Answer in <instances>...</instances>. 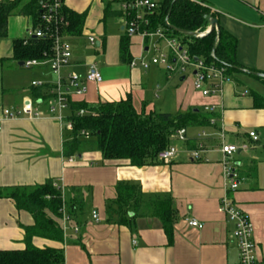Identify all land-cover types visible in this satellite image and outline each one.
<instances>
[{"label": "crops", "instance_id": "0c3cea01", "mask_svg": "<svg viewBox=\"0 0 264 264\" xmlns=\"http://www.w3.org/2000/svg\"><path fill=\"white\" fill-rule=\"evenodd\" d=\"M196 1L208 6L215 13L218 28L236 40L240 65V70L222 84L218 79L210 82V87L222 86L221 93L210 97L185 83L176 86L172 73L158 66L132 68V62L155 54L151 42L145 43L137 35L131 37V63L121 60L119 49V60L100 69L97 58L106 55L108 35L104 8L110 3L113 10L120 11V4L114 0H65V8L84 14L85 22L80 36L66 37L73 57L61 69V76H85L89 65L96 63L103 83H90L84 95L65 89L64 123L49 113L48 101L33 97L39 88L32 86L34 82L42 81L44 87L57 85L58 78L49 68H31L36 69V77L26 88H19L12 75L4 81L5 68L15 75L14 66L24 67L11 60L13 41H26L33 32L30 18L9 19L8 37L0 39V111L10 110L14 116L4 118L0 112V188L41 185L51 179L61 189L67 208L73 210L71 219L64 220L62 215L57 220L64 232L63 243L35 237L36 248L62 250L64 264H240L239 247L233 238L235 223L218 211L227 195L253 225L256 255L264 264V0ZM116 19L120 20L121 40L126 27L121 18ZM91 37L99 48L90 43ZM186 79L182 77L180 82ZM129 96L140 114L175 115L202 109L210 113V123L185 129L187 142L170 163L137 168L126 162L104 161L98 152L63 156V144L71 139L66 123L72 105L95 107ZM27 101L33 102L37 116L24 115ZM206 107L212 110L206 111ZM253 132L256 141L249 136ZM223 144L238 148L231 160L240 181L234 192L228 191L225 178ZM193 146L200 153L199 161L190 159ZM119 182L137 185L144 195L138 212L129 213L127 226L119 225L116 216L110 220L108 214ZM162 196L172 198L175 222L171 239L152 204ZM93 213H97V221ZM189 219L203 228L188 227ZM33 224L32 216L18 211L12 200L0 199V251L24 250V228Z\"/></svg>", "mask_w": 264, "mask_h": 264}, {"label": "trees", "instance_id": "16d2710c", "mask_svg": "<svg viewBox=\"0 0 264 264\" xmlns=\"http://www.w3.org/2000/svg\"><path fill=\"white\" fill-rule=\"evenodd\" d=\"M65 1V0H63ZM48 0H0V39L8 37V24L12 16L28 17L32 20L33 31L43 29L42 8ZM62 17L67 25H62L66 36H80L83 31L85 15L71 11L65 6ZM149 22L147 29L159 28L169 37L178 38L195 59L203 60L211 66L224 68L225 76L230 77L240 70L236 61V40L221 27L204 37H189L170 29L173 26L185 32L201 33L215 18V13L203 2L196 0H162L155 11H144ZM122 11H115L110 3L105 5L104 19L121 18ZM168 21V25L166 24ZM54 27V26H53ZM120 57L124 63H131V37L125 32L120 40ZM54 44L50 38H32L13 41L12 61L25 63L30 60H44L53 55ZM52 87H39L33 92L34 99L48 101L52 98ZM85 115L80 116L79 112ZM67 121L73 124L71 139L64 142L62 153L65 158L84 153L98 152L107 162H126L132 167H145L159 164L158 155L170 147L172 135L179 129L203 127L210 123V113L196 109L188 113L140 114L134 108L129 96L117 103H103L95 107L72 105ZM85 132L90 139L82 136ZM186 144V143H185ZM195 151L196 147H192ZM117 198L108 207L110 220L118 217L119 225H129V213H137L144 195L137 185L119 182L116 186ZM0 199L12 200L18 211L29 213L34 221L24 228V250L0 251V264H64L63 251L59 249H38L33 245L35 237L63 243L64 232L58 221L62 219L65 206L69 219L73 216L67 208L60 188L49 179L44 184L0 188ZM160 217L163 229L171 239L173 232L172 198L157 197L153 203ZM111 222V221H109Z\"/></svg>", "mask_w": 264, "mask_h": 264}, {"label": "built area", "instance_id": "2783aa9c", "mask_svg": "<svg viewBox=\"0 0 264 264\" xmlns=\"http://www.w3.org/2000/svg\"><path fill=\"white\" fill-rule=\"evenodd\" d=\"M44 3L42 8L45 10L41 17L42 23L46 26L43 29L33 31L30 35L32 38H50L54 44L53 55L44 60H30L24 63V67L29 69L34 67H47L51 69L58 78L57 85L51 89L52 98L48 100L49 113L56 116L58 121L64 123V118L61 112L67 107V92L72 90L76 95H84L88 91V85L94 83L100 85L103 83V75L96 63L89 65L85 76H80L76 73L68 74L65 78L61 76V69L70 64L73 57L71 45L66 41V36L62 31V25H67L62 17V10L64 7L63 0H48ZM120 4V10L123 13L121 20L125 24L126 33L130 36H140L145 43L151 42V49L156 53H160L159 44L165 43L168 48V55L162 53L161 58H146L141 57L138 63L132 62L130 66L135 68L140 66L144 70H148L151 66H166L168 73H184L188 67L194 68L195 80L193 83L194 89L202 94L204 97H210L216 93L222 92L221 84L227 79L225 76V69L218 68L207 64L203 60L196 62L189 54L188 49L178 38L169 37L163 33L159 28L155 31L147 29L149 22L144 18V11H155L159 8L157 0H114ZM168 25V22H166ZM54 26V27H53ZM210 31V26L201 33H197L198 37H204ZM92 45L96 43L93 37L90 38ZM100 44H98V48ZM214 79L220 80V85L213 84L210 87V82ZM33 87H44L42 83H33ZM65 89H67L65 91ZM206 111L212 110L206 107ZM1 115L4 118L13 117L14 114L10 110H1ZM24 115L32 118L37 116L34 111V104L32 101H27L23 106ZM80 116L85 115L84 111L79 112ZM66 129L73 130L71 122L66 123ZM2 127L0 125V131ZM224 128L222 132H224ZM224 135V133H222ZM84 139H90L89 134L83 132ZM250 138L257 140L256 133H251ZM175 139L185 144L186 130L179 129L174 134ZM238 151V148L232 145L223 144V165L225 167V178L228 181V191L234 192L239 188V178L235 168L231 164L232 156ZM178 150L174 147H168L158 155L159 162L170 163L177 155ZM192 161L200 160L199 151H191L189 153ZM219 213L225 215L235 223L233 238L237 241L240 251V264H261L256 255L255 243L253 240L254 228L249 219L233 204V202L226 195L220 201L218 208ZM62 215L64 220H69L66 215V208L63 206ZM94 220H98L97 213H93ZM187 226L191 228L202 229L203 225L195 219L186 221Z\"/></svg>", "mask_w": 264, "mask_h": 264}, {"label": "rangeland", "instance_id": "374dc122", "mask_svg": "<svg viewBox=\"0 0 264 264\" xmlns=\"http://www.w3.org/2000/svg\"><path fill=\"white\" fill-rule=\"evenodd\" d=\"M159 3L162 0H157ZM107 24V45H106V55L103 57V54L99 58H97V64L100 69L105 68L106 66H109L114 61L119 60V43H120V36L121 32L118 30V26L120 25V20L116 18H108L106 19ZM121 27V26H120ZM67 41V40H66ZM68 42V41H67ZM90 49L89 45H87ZM161 52L153 54L154 56H151L153 58H161L162 53L168 55V48L164 44L162 47H160ZM87 54L90 52H86ZM6 67V65H5ZM160 69H162L164 72H166V66L161 65L158 66ZM4 69V81L7 83V78L12 76H15L16 81H18L19 88H26L31 82V80L36 77L35 73L37 72L36 69H29L27 67L18 68L17 66H14V70L16 71L15 75L11 74L9 70ZM49 72H51L52 75L57 79L54 72L50 69H48ZM194 68L188 67L184 73H172L171 75L174 76V84L176 86H180L182 83L186 84V87H194L193 83L195 80V77L193 76ZM50 75V74H49ZM185 77L187 78L185 82H180L181 78ZM34 83H42V81H36ZM43 84V83H42ZM31 86V85H30ZM175 88V87H174ZM170 141L172 142L170 147H174L179 152L182 151V143L175 139V137L172 135Z\"/></svg>", "mask_w": 264, "mask_h": 264}, {"label": "water", "instance_id": "95a60500", "mask_svg": "<svg viewBox=\"0 0 264 264\" xmlns=\"http://www.w3.org/2000/svg\"><path fill=\"white\" fill-rule=\"evenodd\" d=\"M166 22H168V21H166ZM168 27H169L170 29H172L173 31H175V32H177V33H180V34H184V35H186V36H189V37H198V34H197V33L185 32V31H182V30L177 29V28H175V27H173V26H170V25H168ZM214 29H218V21H217V19H212V20L210 21V31H209V33H210L211 31H213ZM194 60L197 62V61H198V58H195ZM19 65H20V66H24V63H19ZM247 73H248L249 75H253V76H261V75H258L257 73H253V72H250V71H247ZM195 74H196V72L194 73V75H195Z\"/></svg>", "mask_w": 264, "mask_h": 264}]
</instances>
